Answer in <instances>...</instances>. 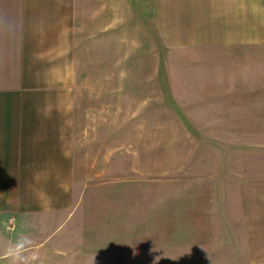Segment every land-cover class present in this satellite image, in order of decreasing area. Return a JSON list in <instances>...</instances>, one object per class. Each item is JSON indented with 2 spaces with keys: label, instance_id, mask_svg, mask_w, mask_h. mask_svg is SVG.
<instances>
[{
  "label": "rangeland",
  "instance_id": "rangeland-1",
  "mask_svg": "<svg viewBox=\"0 0 264 264\" xmlns=\"http://www.w3.org/2000/svg\"><path fill=\"white\" fill-rule=\"evenodd\" d=\"M208 1L145 0L89 39L76 131L103 174L70 214L5 228L0 264H264L240 209L264 197V56L209 34Z\"/></svg>",
  "mask_w": 264,
  "mask_h": 264
},
{
  "label": "crops",
  "instance_id": "crops-1",
  "mask_svg": "<svg viewBox=\"0 0 264 264\" xmlns=\"http://www.w3.org/2000/svg\"><path fill=\"white\" fill-rule=\"evenodd\" d=\"M208 2L209 34H224L226 49L264 56V0ZM146 8L145 0H0V240L11 224L70 214L73 188L103 174L97 135L76 131L84 58L98 48L93 34L103 48L104 33ZM240 209L245 232L255 224L245 240L264 250V197Z\"/></svg>",
  "mask_w": 264,
  "mask_h": 264
}]
</instances>
